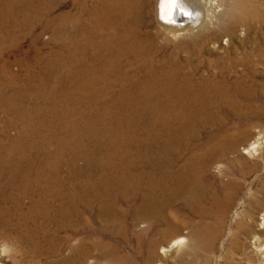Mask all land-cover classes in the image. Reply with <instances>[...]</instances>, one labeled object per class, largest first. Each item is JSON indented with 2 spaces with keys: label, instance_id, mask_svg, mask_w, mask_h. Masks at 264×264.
Instances as JSON below:
<instances>
[{
  "label": "bare ground",
  "instance_id": "6f19581e",
  "mask_svg": "<svg viewBox=\"0 0 264 264\" xmlns=\"http://www.w3.org/2000/svg\"><path fill=\"white\" fill-rule=\"evenodd\" d=\"M152 1L106 0L102 7H96L92 14L96 26L91 36L102 40L106 33L103 41L106 47L95 45L94 55L105 52L106 68L103 69L95 61V79L89 91L84 92L81 77H75L71 85L62 75L58 82L60 86L52 90L53 94L59 93L63 108L61 126L57 128L60 141L54 151L55 162L46 163L47 156H30L26 162L19 156L0 157V235L21 248L24 244L28 249L25 252L36 259L53 254L58 256L68 247L65 258L49 264H88L96 254L106 258V264H150L161 243L168 251L180 250L186 240L169 241L173 222L167 217L168 210L181 197L186 198L189 208L195 203L201 204L205 199L199 176L206 157L189 158L188 163L179 167L182 156H172L168 143L188 139L195 128L207 124L204 117L210 119L209 107L214 97H217L220 109L226 104L237 111L244 99L235 97L243 98L253 89L264 86L256 81L264 79V70L255 69H264L263 47L254 50L258 55L256 64L251 52L246 50H239L241 57L237 59L221 58L215 61L218 73L214 79L203 77L197 81L187 72L191 59H196L191 56L192 49L217 45L223 39L229 44L238 42L242 49L247 39L243 41L240 29L246 27L252 32L259 20H263L264 2L229 0L227 13L219 14L223 2L158 0L155 13L163 32L176 39L182 35L188 37L178 44L188 55L185 62L180 64L174 56L170 60L158 61L156 54L160 47L157 42H160L161 33L143 31ZM2 2L0 0V5ZM12 2L7 3L9 7L0 6V13L5 8L18 10L15 0ZM31 3L27 2L29 12L33 11L29 7ZM85 8L83 6L82 10ZM66 22L62 19V23ZM69 36H59L63 45L70 39ZM70 48L69 43L65 44L62 55ZM196 49L194 51L200 56L201 51ZM154 50L153 55L151 51ZM195 69L199 70L200 65L196 64ZM72 74L68 72L69 79ZM252 79L255 81L251 82ZM116 94H121L122 98H117ZM74 95L76 98L72 103L71 97ZM46 107L50 110L52 103L48 102ZM91 110L93 119L89 121ZM70 117L73 120L67 122ZM147 126L151 128L150 136L153 139L148 142L156 147L157 152L149 153L147 150L145 156H131L136 134L146 130ZM90 130L93 131L94 142L99 145L93 151L95 155L89 154L87 148ZM163 140H166L165 148L161 146ZM226 141L221 148L224 153L235 149L238 144V140L227 138ZM251 149L255 151L257 148L254 146L248 151ZM98 151L105 154L97 156ZM120 151H124L123 156H120ZM67 154L73 160V170L69 177L62 178L60 170ZM79 160L86 164L85 168L76 167ZM90 169L100 176L95 183L92 181V188L91 179L84 177ZM80 178L86 179L83 185L76 181ZM238 188V185L231 184L225 195L227 202L236 197L234 195ZM160 194L166 198H160ZM228 209L226 205L220 210L219 220L225 217ZM96 220L100 225L99 233L93 231ZM129 222L134 226L131 233L127 229ZM137 223H146L148 227L139 230ZM185 223L177 225L184 227ZM161 224L166 228L157 229ZM216 229L208 226L192 231V245L189 247L192 253L198 250L203 240L202 246L208 243V249L213 248L222 227ZM6 231L9 233L6 234ZM70 232L74 236H68ZM92 235L96 238H92ZM165 237L166 241H163ZM164 246L162 253L168 252ZM123 247L131 251L124 253ZM260 255L264 259V251L261 250ZM235 260L227 264H241Z\"/></svg>",
  "mask_w": 264,
  "mask_h": 264
},
{
  "label": "rangeland",
  "instance_id": "374dc122",
  "mask_svg": "<svg viewBox=\"0 0 264 264\" xmlns=\"http://www.w3.org/2000/svg\"><path fill=\"white\" fill-rule=\"evenodd\" d=\"M3 1L0 6L9 7L7 3L9 1L11 3L13 0ZM28 1L32 2L29 7L33 8V13L27 10ZM157 1L151 2L150 15L143 26V31L154 34L161 33L160 42H157L160 47L156 54L158 61L161 59L170 60L171 56H174L177 63L183 64L188 55L178 44L188 37L182 35L176 39L163 32L155 13ZM214 1L223 2L219 14L227 13L230 5L229 0ZM105 2L106 0H15V5L19 7L18 10H7L6 8L2 10L0 13V16L3 17L0 20V157L18 158L19 156L24 159L22 161L26 162V158H30V156H47L46 163L55 162L54 151L60 141L57 128L61 126L63 108L59 102V93L53 94L52 90L60 86L58 82L62 75L66 78L67 84H71L75 77H81L84 92L89 91L93 88V79H95L93 73L95 61L103 69L106 68L105 52L94 55L95 45L106 47L103 45L106 33L102 40L91 36V31L96 26L92 14L97 6H101ZM261 2L263 3L264 0ZM83 6H86L84 11L82 10ZM262 12L264 14V11ZM62 19L67 21L66 24L62 23ZM71 22L72 26H70ZM62 25H65L63 26L64 31L61 30ZM27 27L29 28L27 29ZM11 30H13V36ZM240 32L243 41L247 39L245 45L241 47L242 49L238 42L233 41L232 44H229L225 39L217 45L210 44L207 47L195 48L197 51H201L200 56L194 51L195 49H192L191 56L196 59H191L187 72L191 73L190 75H193L197 81H201L203 77L214 79L218 73L217 64L214 62L221 58L237 59L241 57L238 54L239 50L250 51L251 58L256 64L258 55L254 51L255 48L263 47L264 49V18L262 21L259 20L252 32H249L246 27H242ZM62 34L70 35L68 37L70 39L66 40L64 45L69 43V48H71L70 51L65 52L64 56L62 55L64 45L59 37ZM155 51H151L153 55ZM196 64L200 65L199 70L195 69ZM255 69L261 72L264 70L260 67ZM68 72L73 73L71 79L68 77ZM253 81L255 79H252L251 82ZM256 81L264 84V79H256ZM70 92L73 95L72 89ZM246 95L243 98H234L244 99L242 106L237 111L229 108L226 104H223L220 109L217 97H214L209 107L210 119L204 117L207 124L195 128L188 139L168 143L172 156H182L181 161L178 162L179 167L188 163L189 158L206 157V167H203L202 174L199 176V183L205 199L201 204L195 203L192 208H189L186 198L181 197L169 207L167 217L171 218L173 223L171 236L168 239L174 242L184 238L186 240L185 247L183 246L180 250L171 249L168 251L169 249L164 246V243H161L156 257L150 264H227L235 258V261L241 264H264L263 256L260 255V251H264V86L253 89ZM116 96L122 98L121 94H116ZM75 98V95L71 97L72 103ZM46 100L52 103L53 107L50 110L46 107L48 104V102L45 103ZM92 113L93 110L88 115L89 121L93 119ZM72 120L73 118L70 117L67 122ZM146 121H144L145 126L147 125ZM150 130V126H147L146 130L136 134L131 156H145L147 150L149 153L154 150L157 152L156 147L148 142L153 140ZM93 136V131L90 130L86 143L91 155H95L93 151L99 146L94 142ZM227 138L238 140V144L236 145L237 149L224 153L221 148L223 143L227 142ZM165 141L161 142L163 148H165ZM254 146L257 148L255 151L252 149L248 151ZM42 148L44 150H41ZM96 154L102 157L105 153L98 151ZM123 155L124 151H120V156ZM64 160L65 164L60 171L62 178H67L73 170L71 168L73 160L69 154L64 157ZM23 164L25 165V163ZM85 165L81 160L76 163V167L80 169L85 168ZM84 177H87V180L91 179V188L92 181L95 183L100 178L97 172L92 169L86 171ZM76 181L83 185L86 179L80 178ZM233 183L239 186L238 192L234 195L236 197L232 199L233 201L227 202L225 195ZM103 186L105 185L103 184ZM160 198L164 199L166 196L160 194ZM223 200L226 202H222ZM226 205L229 208L228 213L222 217V220H219L222 213L220 210H223ZM181 223L186 225L178 226ZM93 224V231L99 233L100 225L97 220ZM136 225L139 230H146L148 227L146 223H137ZM207 225L216 231V227H222L212 245L213 248L208 249V243L202 246L205 241L203 240L200 249L198 248L192 253L189 248L192 245L190 236L192 231H197L200 228L206 229ZM132 226L133 223L129 222V228H127L129 233H131ZM160 228H166V226L161 224L157 229ZM175 231H179V233H174ZM8 233L6 231V234ZM12 236L14 235L12 234ZM68 236H74V233L70 232ZM91 237L96 238L95 235ZM158 239L161 241V238ZM163 239L166 241V237ZM162 246L168 252L162 253ZM26 247L22 244L23 250L0 235V264H49L53 260H62L68 254V247H66L61 253L56 252L59 254L58 256L53 254L47 258L36 259L31 253L25 252L28 250ZM125 249L123 247L122 251L126 253L131 251L130 248ZM88 264H106V258L96 254Z\"/></svg>",
  "mask_w": 264,
  "mask_h": 264
}]
</instances>
